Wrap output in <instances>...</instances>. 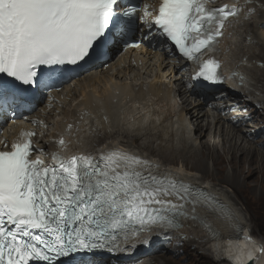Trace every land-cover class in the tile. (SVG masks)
I'll use <instances>...</instances> for the list:
<instances>
[{
    "label": "snow or ice",
    "instance_id": "6c2138e0",
    "mask_svg": "<svg viewBox=\"0 0 264 264\" xmlns=\"http://www.w3.org/2000/svg\"><path fill=\"white\" fill-rule=\"evenodd\" d=\"M251 2L212 7V0H160L155 15L147 6L141 15L123 0H0V74L26 88L54 87L46 74L64 76L100 59L110 37L120 39L135 25L138 35L125 46L157 41L196 65L194 79L215 82L218 37ZM8 97L17 100L0 85V100ZM34 135L22 131L10 150H0V264H65L83 251L122 252L144 231L198 219L200 207L228 214L211 192L130 151L53 152V163H45L33 158L42 151Z\"/></svg>",
    "mask_w": 264,
    "mask_h": 264
},
{
    "label": "bare ground",
    "instance_id": "6f19581e",
    "mask_svg": "<svg viewBox=\"0 0 264 264\" xmlns=\"http://www.w3.org/2000/svg\"><path fill=\"white\" fill-rule=\"evenodd\" d=\"M256 1L259 5L256 8L258 11L257 17L255 16ZM212 2L216 5L223 2L242 4L244 0H212ZM250 9H254V11L250 12ZM251 15L253 16L251 17ZM258 15L259 19L255 20L258 18ZM263 15V1L252 0V2L248 4L238 16L229 19L228 28L225 26L223 29V38L220 40L219 45L221 48L220 62L224 70L227 71L228 69H231L236 78L242 80L245 79L246 81L252 80L253 83L250 82L251 88L255 87V82L254 79L251 78L249 70L253 68L254 63L258 61V59L251 56L257 54L255 50L258 49V46H262L261 51L264 52V42L260 40V38L264 39V20L260 19V16ZM246 21H254L256 31L254 27H251L254 25H246L245 29H239V26L243 25ZM256 32L261 33L256 35ZM169 60V56L160 58L158 55H152L147 51H141L135 55L136 64L129 63L127 60L123 59L121 61L122 64L119 63L115 66V63H113L109 69L97 70V72L76 82L73 86V90H68L67 92V95L72 93V97L64 102V107L59 118L56 117L57 114L55 118H52L54 122L63 119L66 123H71L72 127H74L73 132L70 134V136L72 135L70 138V144L73 146L70 151L75 154L79 150H82L85 153L99 155L102 151L120 149L133 152L149 159L155 164H158L154 158L144 155L142 150H149L153 141L163 139L162 134L154 132L153 130L147 131L149 125H151V127H158L163 124V121H161V124L158 126L156 125L159 118H154V120L150 122L147 119L148 114H156L160 116L166 113L164 103L171 107L177 106V103H175L176 101L173 102L174 98L171 92H169L167 88L161 86L162 81L160 79L167 73L166 68L169 66ZM123 64L125 67L122 68L121 65ZM164 69L165 72L163 71ZM175 70V66L170 67L168 69L167 77L171 79ZM255 72L257 73L256 69ZM260 72L264 82V70H260ZM123 79L126 82L120 84V81ZM145 84L148 86L146 89L144 88ZM117 91L120 93L116 94ZM187 102V99L183 100V106L179 111H176L177 113H175V116L178 117V122L175 124H181V126H183V124L189 123L188 125L192 128L190 129L191 132H194L195 135L198 133L200 137L203 136V143L202 140L200 142L201 146H208L212 140L216 142L212 143V151L206 152L203 157L201 167L203 171H207V164L205 161L208 158L212 159L215 167L214 169L216 170V168H218L217 165L223 161V156L219 154L220 150L223 152L222 155H229L231 157L229 164L232 168V174L228 177L231 179L229 182L233 181L234 178L235 180L240 181L242 178L244 179L246 173L255 174L264 169V140L262 139L253 142L255 136L258 135L257 131L262 128L260 127L261 129L255 130L254 136L251 133L252 130H249L250 126L246 124L249 122V119H251L248 118L250 117V111L259 112L261 114L264 113L257 110L254 103H241L238 111L246 112L245 110H247L249 113L244 115L238 114V116H235L230 106H220L218 104H207V106H204L202 103L188 102L187 107H185L184 104ZM85 110L90 111L91 114L86 115ZM168 112V115L171 116L172 112ZM210 113L214 116L212 118L213 122H209L210 125L213 124L214 127L213 135H211L212 133L209 124H203L206 117L210 116ZM168 115L166 117H168ZM50 117L51 115L49 114L48 120H50ZM79 120L81 123L80 125H77L76 122ZM136 123L140 126H138L139 128L137 127L138 129H134V132L131 129L136 125L133 128H127L126 130V127H129V124ZM146 123H149V125ZM191 124H193V126ZM225 125L226 129L222 128V126L224 127ZM181 126L178 127L174 133L176 137L186 136L179 133L184 129ZM174 128L172 129L174 130ZM246 128H248V130ZM206 131L209 132L205 133ZM117 138L118 140L120 138L119 141H123L120 144H117ZM184 139L185 138H180V140ZM141 140H144V142L139 143ZM260 141H263V143L260 144ZM186 144L187 143L184 144L186 149L183 148L184 146L182 148L175 147V150H178L176 152L171 149H167L163 152H159L161 150H156V153L161 154L160 156L170 161L169 166H167L168 168L162 167L161 165L160 171L178 174L184 180L191 181L199 185L200 188L211 192L218 198L219 205L226 206L228 214H222V210L218 207L215 208V210L200 207L196 212V215L199 218L196 220L186 218L188 220L184 221L183 227L170 230L153 228L151 231H147L146 234L143 232L140 237L132 245L128 246L127 250H125L127 259L125 264H132L134 256H139L138 260L135 261V264H146L151 261L148 260L139 263L142 253H145L149 247L150 249L155 247L153 251L148 252L150 257H153L158 251H162L166 246L173 249L171 242L177 241L176 239H170V243L168 244L172 247L168 246L163 240L165 238L167 239L175 232L178 235L189 234V236L185 235V238L189 239L190 242L193 241V243H199L201 241L206 242L212 248L211 251L213 250V254L216 255L215 257L223 260L222 262H227L228 264H246L248 260L253 259L258 264H264V243L258 242L254 239L248 230L247 217H245L243 211L234 203L231 196L222 189H219L216 186H207L206 182H203L194 175L188 174L183 169L186 163H181L182 167L176 168L177 166H175V163L177 160L171 158L170 155L174 154L178 156L180 152H183V149L184 151H187ZM247 144L252 146L247 147ZM136 145L138 146L136 147ZM189 147L194 148L192 144H189ZM189 150L192 149L188 148V151ZM150 152L153 155L155 150L150 149ZM159 154L157 156H159ZM171 166L175 167L172 168ZM241 185L242 182H240V186ZM222 198L225 201H223ZM189 217H191L190 207ZM204 225H207V227ZM190 228L193 230H188ZM240 232H242V236L240 235ZM153 233L155 235L154 237L151 235L150 239H157L159 238V235H162L160 239L163 240H154L148 245V247L147 245L143 247L138 246L140 240L145 239L148 234ZM177 242L179 243L178 245H181L179 241ZM129 248L136 253L128 254ZM158 248H160V250H158ZM137 252L141 253V255Z\"/></svg>",
    "mask_w": 264,
    "mask_h": 264
},
{
    "label": "rangeland",
    "instance_id": "374dc122",
    "mask_svg": "<svg viewBox=\"0 0 264 264\" xmlns=\"http://www.w3.org/2000/svg\"><path fill=\"white\" fill-rule=\"evenodd\" d=\"M262 1H263V6H264V0H262ZM255 3H256V7H255V9H256L259 5H258L257 1ZM255 11H256L255 16L257 17L258 11H257V9ZM250 12H252V11H250ZM252 16L253 15H251V17ZM258 19H259V15H258V18H256L255 20H258ZM260 19L264 20V15L260 16ZM254 21L244 22L243 25L239 26L240 27L239 29H245L246 25H250V26L254 25L251 27L255 28V22ZM255 31H256V28H255ZM259 33H261V32H259ZM259 33L256 32V35ZM260 40L262 42H264V39L260 38ZM261 48H262V46L261 47L258 46L257 50L254 49L257 52V54L255 56L252 55L251 57H255L256 59H258V61L256 63H254V65H253L254 67L249 70V73H250L251 78H253L254 82H255V85H254L255 87L251 88V90L258 93L259 96L263 98V96H264L263 95L264 94V82H263V77H261L260 70H264V52L261 51ZM255 69L257 70L258 74L255 72ZM125 82L126 81L123 79L120 81V84H124ZM250 82L253 83L252 80H249L248 81L249 85H250ZM213 100H214L213 102L218 101L217 98H215ZM173 102H175V100ZM177 102H178V105L176 106L177 108L175 106L171 107L169 105H165V103H164V106H165L164 109H165L166 113H164L163 115L158 116L156 114L155 115L154 114H148L147 119L150 122L152 120H154V118L155 119L159 118V121L156 123V125L158 126L159 124H161L162 123L161 121H163V124H161V126H158V127H151V125H149V123H146L149 125L147 127V129L148 128L149 129L148 130L146 129V130L147 131L153 130L154 132L162 134L163 139L153 141V143L151 144L150 149L155 150V153L153 155L151 154L150 149L144 150V151L142 150V153L144 155H147L149 157L154 158L160 166L162 165V167L168 168L167 166H169L170 161L166 160L162 156H160L161 154L156 153V150L157 151L161 150L159 152H163V151H166L167 149H171L172 151L176 152L178 150H175V147L182 148L184 146L183 148L186 149V146L184 144L187 143L186 144L187 145V151H184V149H183V152H180L179 153L180 155L178 154V156L174 155V154L170 155L171 158H174L175 160H177V162L175 163V166H177L176 168H181L182 167L181 163H183V164L186 163L185 166L183 167V169L188 174L194 175L198 179H201L203 182H206L207 186L208 185L216 186L217 188L222 189L223 191L227 192L231 196V199L234 201V203L243 211L245 217H247V219H248V222H247L248 230L250 231V233L252 234L254 239L257 240L258 242L264 243V169L259 173L256 172L255 174L254 173H250V174L246 173L244 179L242 178V180H240V181L235 180V178H234L233 181L229 182V180H231V179L228 177L232 174V168H231V165L229 164L231 157L229 155H225V156L222 155L223 152L220 150L219 154L221 156H223V161H221V163L219 165H217L218 168H216V170H215L212 159L208 158L205 161V163L207 164V171H203L201 168L202 163H203V157H204L206 152L212 151L211 150L212 145H213L212 143H216V142L212 140L208 146H205V145L201 146L200 142L202 140V143H203V136L200 137L198 135V133H196V135H195L194 132H191L190 129H192V128H191V126L188 125L189 124L188 122H187L188 124H183V126H181V124H179V125L175 124L178 122V120H177L178 117L175 116V113H177L176 111H179L180 107H182L181 102H179V101H177ZM177 102H175V103H177ZM172 105H175V104H172ZM173 108H174V110H173ZM231 108H232L233 114L237 113V111H235V109L233 107H231ZM257 108H259V106H257ZM257 110H260V109H257ZM168 111L172 112L171 116H173V117L168 115L169 114ZM262 112H264V111H262ZM249 114H250V117H248V118H251V119H249V122H247L246 124L250 125L251 124L250 122H252L254 124L264 122V113L261 114L259 112L250 111ZM167 115H168V117H166ZM209 115L210 116L206 117L203 124L204 125L209 124L210 130L212 133V134L211 133L210 134L213 135L214 127H213V124L210 125V123L213 122L212 118L214 116L211 113ZM174 120H176V121H174ZM172 122L175 125H173ZM189 122H190V120H189ZM191 125L193 126V124H191ZM138 126H140V125H138V123L129 124V127H126V130H127V128L131 129L134 127L133 129H131L133 131L134 129H138L139 128ZM180 126L183 127L184 129H182L179 133L182 135L184 134V136L186 135L185 137H183V136L182 137H180V136L176 137L174 135L175 131ZM256 127L260 128V126H258V124H255L252 126V128L250 127L249 130L251 129L253 131ZM172 128H174V130ZM222 128L226 129V125L224 127L222 126ZM118 129H120V128H118ZM118 129H116V130H118ZM246 129L248 130V128H246ZM189 131H190V133H189ZM129 132H131V131H129ZM135 132H136V130H135ZM208 132L209 131H206L205 133H208ZM257 132H258L257 136H255V132H251L255 136V138L253 139V142L259 141L262 139L264 140V128H262L261 130H259ZM172 138H173V140H172ZM180 138H182V139L185 138L186 140L185 139L180 140ZM176 139H178V140H176ZM116 140H117V142H116L117 144H120L123 141L122 139H121L122 141H119L120 138H119V140H118V138ZM141 142H144V140H141L139 143H141ZM139 143H138V145H139ZM261 143H263V141H260V144ZM189 144L190 145L192 144V146H194L195 149L193 147H189ZM138 145H136V147ZM247 145H248L247 147L252 146L250 144H247ZM203 146H205V147H203ZM188 148L192 149V150L188 151ZM158 154H159V156H157ZM163 156H165V155H163ZM166 161L168 164L166 163ZM237 161H239V160H237ZM175 166H171V167L173 168ZM240 182H242L241 186H240ZM222 200L225 201L223 198H222ZM188 230H193V229L190 228ZM185 233H187V232H185ZM185 235L189 236V234H179L178 235L175 232L174 234L169 236L167 239L165 238L164 240L160 239V237H162V235H159V238H157L156 240H163V242H166L168 244V243H170V239L174 238L177 241H179L181 245H178L179 243L177 241L171 240L172 241L171 245L173 247L170 244H168V246L172 247L173 249L168 248L166 246L164 248L166 250L163 249L162 251H158L156 254L153 255V257L152 256L150 257L148 252L144 253L142 255V258L139 261V263H141L143 261L145 262V261L151 260L146 264H164V263L165 264H228L227 262H222L223 260L219 259L218 257H215L216 255L213 254L214 253L213 250L211 251L212 248L209 246V244H207L206 242H203V241H201L199 243H193V241L190 242L189 239L185 238ZM164 236H165V234H164ZM158 250H160V248H158Z\"/></svg>",
    "mask_w": 264,
    "mask_h": 264
},
{
    "label": "water",
    "instance_id": "95a60500",
    "mask_svg": "<svg viewBox=\"0 0 264 264\" xmlns=\"http://www.w3.org/2000/svg\"><path fill=\"white\" fill-rule=\"evenodd\" d=\"M240 235L242 236V232H240ZM246 264H258L253 259L248 260Z\"/></svg>",
    "mask_w": 264,
    "mask_h": 264
},
{
    "label": "clouds",
    "instance_id": "9594fccd",
    "mask_svg": "<svg viewBox=\"0 0 264 264\" xmlns=\"http://www.w3.org/2000/svg\"><path fill=\"white\" fill-rule=\"evenodd\" d=\"M184 226V225H183Z\"/></svg>",
    "mask_w": 264,
    "mask_h": 264
}]
</instances>
